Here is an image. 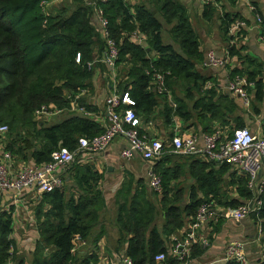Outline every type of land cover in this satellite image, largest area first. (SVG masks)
<instances>
[{
	"label": "trees",
	"instance_id": "obj_1",
	"mask_svg": "<svg viewBox=\"0 0 264 264\" xmlns=\"http://www.w3.org/2000/svg\"><path fill=\"white\" fill-rule=\"evenodd\" d=\"M41 1L48 0H0V124L7 127L6 135L11 137L4 149L11 156L24 158L25 143L30 142L29 147L33 149L29 158L35 165L47 163L50 153L60 148L73 151L78 138H92L102 131L94 121L72 112L56 123L35 128L34 110L40 106L67 110L73 96L90 88L93 71L103 66L86 67L93 61V47H97L94 60L100 57L103 48L88 7L79 2L73 10H61L50 16L42 11ZM226 1L229 5L235 3V0ZM95 7L101 11L105 29L116 43L115 66L125 68L122 76L125 80L117 83L116 92L126 93L132 105L121 109H131L146 123L159 100L164 101L165 97L150 91L145 72L162 74L167 90L176 81L181 82L186 100H190L191 92L197 93L202 88L204 79L194 70V62L201 59L197 36L185 9L176 0H155L152 8L139 3L129 6L122 0H96ZM214 13L212 7L203 6L201 18L209 21ZM218 20L219 30L226 36L228 26L241 18L238 14L222 12ZM163 24L168 27L169 44H163L160 39ZM135 30L144 38L142 45L128 39ZM238 59L250 69L233 71L231 76H245L252 84L247 92L251 93L253 101L261 103L260 68L247 57L238 56ZM213 96L211 90L205 91L204 97L192 102L191 111L197 110L198 116L206 115L210 122H217L221 127L229 126L232 121L235 129L242 128L237 118L229 119L235 106L227 96L212 102ZM84 102L85 98L79 99L77 105L85 112H95ZM172 103L173 109L164 104L161 107L163 123L169 125L173 116L187 121L190 111L184 101L172 97ZM19 130L25 131L23 136L19 135ZM209 130L207 128L205 132ZM16 142L23 145L13 146ZM170 157L186 159V173L183 163L164 167ZM153 170L161 182L163 225L160 230L151 227L154 207L146 198L147 189L141 179L132 182L129 177L115 195L116 225L127 237L124 256L131 264H155L153 257L166 252L163 239L181 228L184 219H192L203 201H212L224 208L242 205L237 199L226 197V191L221 189L223 184L234 188L239 199L247 202L257 198L260 201L257 217L252 216L254 221L259 220L260 230L264 233V191L254 196L245 188V178L230 173L226 165L213 167L195 157L165 154L153 165ZM67 174L72 182L69 191L63 180L61 189L40 194L34 207L37 239L30 252V264H73L72 240L75 237L84 240L104 208L98 187L102 174L77 162L70 165ZM180 178L191 180L187 189L179 183L173 184ZM11 235V215L0 211V264H23L22 260L16 261V246ZM203 250L193 248L190 259ZM80 264H96L95 257H87Z\"/></svg>",
	"mask_w": 264,
	"mask_h": 264
},
{
	"label": "crops",
	"instance_id": "obj_2",
	"mask_svg": "<svg viewBox=\"0 0 264 264\" xmlns=\"http://www.w3.org/2000/svg\"><path fill=\"white\" fill-rule=\"evenodd\" d=\"M134 1L138 2V0ZM176 1L185 9L191 29L197 36L199 44L198 52L201 55V59L200 61L194 62V70L201 78L204 79V83L202 88H200L197 93L191 92V95L188 96L190 100H186L184 98L183 91L182 94H179L174 91V87H171L172 97L183 100L185 105L187 106V109L190 111V118L187 121H183L182 119L173 116L170 121V124L165 125L161 116V107L164 105L167 107L168 100L164 99V101H161L160 105H158V107H156L152 111V113L147 117L146 123H144V125L141 127L142 131L150 139H157L163 141L171 136L173 131L172 127L174 125H177L180 128V132L182 134L198 135L202 132L207 131V128L211 129L214 125H216V122H210L208 120V116L206 115H203L201 117L198 116L199 113L197 110L191 111L192 102L197 100L199 97H204V92L207 90H211V92L214 94L211 99L212 102H215L221 95L232 97L225 90V85L227 81L232 77V72L250 69L247 68L246 64L243 63L242 60L238 59V56H241L253 60L260 68L259 77L263 83V97L262 102L258 103L253 101L251 95L249 104L251 110L249 109L247 111H244L245 113H239V111L237 112V110H234L233 114L229 116V118H237L241 126L247 128L252 135L257 137H263L264 45L259 41L256 29L252 28V16L246 10L244 2H235L234 5H229L226 0H220L219 2V9L221 13L226 12L229 14H238L241 20H244L247 25V29L244 32V37L242 39H239L236 43H234V45H230V39L227 36L223 35L219 30L218 18L220 13L218 11L215 10V13L212 15L211 19L209 21H205L201 18L203 6L200 5L198 0ZM246 1L255 5L258 14L264 21V0ZM150 8H152V6ZM162 29L160 32L161 42L163 44H169L170 40L168 34L167 40L164 38L163 35L161 36ZM207 51H212L216 56H223L227 54L229 57L228 64L221 69L202 68V61ZM236 51H239L238 54H235ZM96 52L97 47H93V60L97 56ZM119 66H115L113 73L106 69L104 66H100L101 69H104L106 72L103 73L99 80L96 81L95 78V81H90V89L92 90V87H94V94L96 97H94L95 99H93L91 103H89L85 98V104L92 106L95 112L88 113L84 111L80 112L79 110H74L72 113L94 121L101 127L103 117H105L104 99L114 90V87H116L118 82L116 77L119 75L123 76L124 74L123 69L125 68H122V65L121 67ZM170 99L171 97L169 98V100ZM234 100L238 101V99L236 98H234ZM67 113L71 112L66 110L65 112H61L53 117H41L37 120L33 119L36 124L35 128L39 129L44 125L56 123L57 121L61 120L62 117ZM231 122H229V125H232L233 122ZM224 128L225 127H223V129ZM229 129H235L234 124L233 127L229 126ZM24 132V130H19V135L23 136ZM0 138L4 146L6 145L7 141H11V137H8L7 135H4ZM29 143L30 142H28L27 144L25 143L26 149L24 150V158L15 155L11 156L13 169H16L21 165L34 164L29 158V154L33 149L32 147H29ZM19 145L23 144L20 142H16L13 146L17 147ZM34 146L36 147V144ZM125 147L126 143L124 139L115 138L106 147V149H104L98 154H81L82 160L79 162L80 165L91 166L99 174H102V178L98 183V187L100 192L102 193L105 208L99 212L97 224L89 232V234L84 240H80L77 237L72 240V248L70 250V254L74 260L73 264H80L84 259L90 256L95 257L96 264H121V260L124 258V250L126 247L127 237L119 231V228L116 225V206L114 205L116 191H118L121 187V184L124 183L131 176L133 177L132 179L134 181L136 179H145L146 166H148L145 162L141 161L135 155L129 161H123L120 158L119 154ZM182 163L183 165H185L184 172L186 173V165L188 164V161L183 158L170 157L168 164H164L163 166L171 168L173 167V165H180ZM104 171L105 173H107L106 175H103ZM262 175L263 172H260L255 186H263L264 191V180L262 179ZM70 178V174L67 173L63 178L64 186L67 187V191H69V186L72 184ZM177 183H179L181 187L187 189L191 184V180L180 178L173 184ZM132 187L133 184H131V188ZM145 187L147 189L146 198L154 207L153 222L151 224V227L160 230L163 225L160 195L152 193L147 188L146 183ZM228 189H231L228 193V195L231 197L230 199H237L243 205L245 201L243 199H239L236 196L234 188L228 187ZM39 196L40 194L35 193L33 190H25L18 195H13L12 193H0V211L9 212L11 215V237L14 239L16 246L15 258L16 261L22 260L23 264H30V252L33 249L35 240L37 239L34 207L36 206L39 200ZM105 197L111 198V204L107 205V203L105 202ZM184 203L185 199L182 204ZM190 220L191 219L189 218L184 219L181 228L169 234L167 238L163 239L164 248L166 251L165 261L163 264H175L170 251L171 240L178 237L182 233V231L189 224ZM229 221L233 222L228 219L217 217L213 221H210L207 226L204 227V234L208 235L209 245L204 248V250L199 255H196L195 257L190 259L189 262L191 264H225L221 260L225 244L228 241L235 239L238 235H241V233H238L235 228H231L232 226L228 223ZM250 236L251 235H248V237Z\"/></svg>",
	"mask_w": 264,
	"mask_h": 264
},
{
	"label": "built area",
	"instance_id": "obj_3",
	"mask_svg": "<svg viewBox=\"0 0 264 264\" xmlns=\"http://www.w3.org/2000/svg\"><path fill=\"white\" fill-rule=\"evenodd\" d=\"M52 1L54 0L40 2L43 12V7ZM122 1L129 6L134 2V0ZM239 1L244 2L246 10L251 14L252 28L256 29L257 37L264 45V21L255 6L246 0H235V2ZM198 2L202 6H210L221 13L219 9L220 0H198ZM88 5L92 9L94 7L92 19L98 29L103 48L100 57L87 63L86 67L89 69L95 64H101L113 73L117 59L116 43L110 38L109 33L105 29L106 22L101 11L95 7V3L86 4V6ZM246 29L247 25L244 20L232 22L226 32V36L230 39V45H234L239 39H242ZM128 39L138 45H142L144 42V38L137 30L131 33ZM228 61L229 57L227 54L216 56L212 51H207L202 61V68L221 69L228 64ZM75 62H78V56ZM145 73L149 78L148 86L150 91L158 96L169 98L164 76L152 71ZM251 87V82L245 76L234 75L227 81L225 90L232 97L238 99L245 107H248L251 93H248L247 89ZM87 94V90H81L73 96L72 101L68 103L67 110L69 112L74 110L83 112L84 109L77 105V101L86 98ZM131 105L132 102L126 93L120 94L113 90L104 99L105 117H103L101 133L92 138H78L73 151L60 148L51 152L49 161L44 164L21 165L13 169L11 155L4 149L0 138V193L18 195L25 190H33L37 194H43L59 190L62 187L63 178L68 168L74 162L79 163L82 160V153L98 154L106 149L115 138L125 140L126 147L119 154L123 161H129L135 155L141 161L147 163L145 180L147 188L152 193L160 194L161 190L160 177L154 172L153 164L165 154L195 157L213 166L226 165L231 173L245 178V188L252 194L254 193V196L263 191V186H255V184L260 172H263L262 179L264 180V136H254L245 127L231 129L228 132L217 125H214L209 132H202L198 135L182 134L180 128L174 125L171 136L166 140L150 139L141 129L144 125L142 120L135 116L131 109H121V107ZM168 106L172 109L174 108L172 102H169ZM61 112L63 111L52 106H40L32 112V117L37 120L41 117H53ZM6 133L7 127L0 124V137L6 135ZM260 204L257 198H253L238 207L216 211L212 208L214 205L212 201H203L197 207L194 217L182 233L171 240L170 251L175 264H191L189 261L192 249L195 247L204 249L209 245L208 235L204 234V227L210 221L217 217L233 221H241L250 215L257 217ZM257 232L260 234L259 229H257ZM221 260L224 263L250 264L245 244L238 240L231 241L225 246ZM164 261L165 255L163 254H157L153 257L155 264H163ZM7 264L10 263L8 262ZM121 264H131V261L124 256ZM260 264H264V257Z\"/></svg>",
	"mask_w": 264,
	"mask_h": 264
},
{
	"label": "rangeland",
	"instance_id": "obj_4",
	"mask_svg": "<svg viewBox=\"0 0 264 264\" xmlns=\"http://www.w3.org/2000/svg\"><path fill=\"white\" fill-rule=\"evenodd\" d=\"M95 1L96 0H85V1L84 0H57V1L54 0L51 3H49L47 6L43 7L44 8V14H47V15H50V16H54L58 12H60L61 10H73V9H75L76 7H78L79 2L82 3V5L86 6V4H93V3H95ZM137 3L143 4L146 7H151V6L155 5V0H138V2L134 1L131 5H135ZM87 7L90 10V14L91 15L90 14L89 15L90 16L94 15V12H93L94 7H93V9L89 5ZM197 23H198V21H197ZM162 26H163V29H162L161 36L163 35L164 38L167 40L168 39L167 38V33H166L167 27L164 24ZM166 40H165V42H166ZM97 59H95V60H97ZM95 60H93V61H95ZM119 67H121V66H119ZM123 68H124V66H123ZM104 72H106L104 69L96 68V70H94L93 73L91 74L92 75L91 76V80L95 81V78H96V81L99 80ZM116 79L118 80V82L124 81L122 75L117 76ZM173 87L175 88L174 91L179 93V94H182V91H184V86L179 81H176ZM90 88H91V86H90ZM90 88L88 89L89 91H88V94H87V97H86V99H87V101L89 103H91L92 100L95 99L94 97H96L95 94H94L95 93L94 92L95 91L94 87H92V90ZM115 89H116V87H115ZM168 93L170 94L169 98L171 97V99H172V89L168 90ZM221 96H225V95H221ZM169 98L165 97V99L168 100V103L172 102V100L171 99L169 100ZM227 98L229 99V101L231 103L234 104L235 110H237V112L239 111V113H245L244 111H247V110L250 109V105L248 107H245L239 100L235 101L233 97H229V96H227ZM161 101L162 100L160 99L159 102H158V105H160ZM61 110L63 112L66 111L63 108ZM229 119L231 120L232 118H229ZM153 120H154V118H153ZM215 124L219 128L223 129V127L219 126L217 122ZM229 126L233 127V123H232V125L230 124ZM229 126L228 125L224 126L225 127L224 129L227 130L228 132L230 131ZM234 128H235V126H234ZM142 164H144V163H142ZM106 174L107 173H105V171H104L103 175H106ZM125 176H127V175H125ZM125 176H124V178H125ZM116 181H118V180H116ZM133 181L134 180L132 179V182ZM142 181L144 182V184L146 183L145 179H143ZM221 189L223 190V192L226 191V197L228 199H230L231 197L228 195V193L230 192L231 189H228L226 184H223ZM105 202L107 203V205L111 204V198L105 197ZM245 203H246V201L244 202V204ZM104 208H105V205H104ZM212 208H214L216 211L227 209V208H224V207H219L217 205H213ZM231 221H233V220H231ZM228 223L231 224V226H232L231 228H235L238 233H241V235H238L235 239L228 241L225 244V246L229 242L234 241V240H238V241L243 242L245 244V248L247 249L246 254H248V260H249L250 264H260L262 258L264 257V233L260 230L259 220H257V221L255 220L254 221L253 216L250 215V216H248L247 218H245V219H243L241 221H233V222L229 221ZM257 229L260 230V234H258ZM248 235H251V236L248 237ZM225 246H224V248H225Z\"/></svg>",
	"mask_w": 264,
	"mask_h": 264
}]
</instances>
